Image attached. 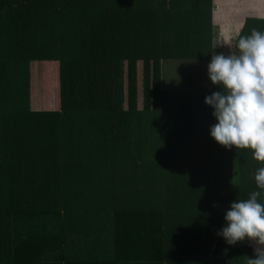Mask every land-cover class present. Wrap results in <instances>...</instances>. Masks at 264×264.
Listing matches in <instances>:
<instances>
[{
	"label": "trees",
	"instance_id": "1",
	"mask_svg": "<svg viewBox=\"0 0 264 264\" xmlns=\"http://www.w3.org/2000/svg\"><path fill=\"white\" fill-rule=\"evenodd\" d=\"M212 12V0H0V264H235L249 246L216 234L223 208L253 191L264 204V162L211 137L212 91L155 88L136 70L221 53ZM253 29L264 18L239 36ZM42 62L58 93L35 109Z\"/></svg>",
	"mask_w": 264,
	"mask_h": 264
},
{
	"label": "clouds",
	"instance_id": "2",
	"mask_svg": "<svg viewBox=\"0 0 264 264\" xmlns=\"http://www.w3.org/2000/svg\"><path fill=\"white\" fill-rule=\"evenodd\" d=\"M238 37L239 54H214L208 65L213 85L223 90L205 97V104L217 120L210 128L214 140L231 149H250L254 159L264 162V33L253 29L246 37ZM221 89V88H220ZM255 181L264 189V167L257 170ZM253 191L246 200L231 202L225 212L227 226L216 234L234 245L248 238L264 246V204ZM256 258L247 264H264V247L254 249Z\"/></svg>",
	"mask_w": 264,
	"mask_h": 264
},
{
	"label": "crops",
	"instance_id": "3",
	"mask_svg": "<svg viewBox=\"0 0 264 264\" xmlns=\"http://www.w3.org/2000/svg\"><path fill=\"white\" fill-rule=\"evenodd\" d=\"M213 3V12H212V21L216 30L215 36V48L221 45L223 49L221 50L226 56L230 53H234V41L237 39V33H241L244 23L249 17L264 18V0H212ZM218 44V45H217ZM219 48V47H218ZM217 50V49H216ZM174 59V58H170ZM186 60H197L205 63V67L208 69V65L212 58L206 59H192L184 58ZM167 59H161L157 62H152L148 66H145L143 62H139L136 65L137 75L140 76L144 72V68H148L149 72L151 71L153 75L150 78L156 82L154 83L155 88L160 87L161 89H185L186 88H167L163 86L162 81V72L163 67ZM177 60V59H176ZM181 60V59H179ZM186 62L185 60H183ZM182 61V62H183ZM193 61V62H195ZM180 62V61H177ZM192 62V61H190ZM191 64V63H188ZM142 85V82H141ZM216 92V91H212ZM237 177H234V180ZM224 213L230 209V205L225 206ZM249 246L247 249H244V252H241L239 256H234L233 262L235 264H247L248 257L256 258L254 249L256 247H264L262 245H257L255 241H251L248 238H245L244 241H238L232 247H241ZM166 264V263H165ZM171 264H175L171 262Z\"/></svg>",
	"mask_w": 264,
	"mask_h": 264
},
{
	"label": "rangeland",
	"instance_id": "4",
	"mask_svg": "<svg viewBox=\"0 0 264 264\" xmlns=\"http://www.w3.org/2000/svg\"><path fill=\"white\" fill-rule=\"evenodd\" d=\"M231 54V53H230ZM185 60L186 62H184ZM180 61V62H177ZM183 61V62H182ZM192 61V62H190ZM195 60L186 59H167L162 74L163 86L167 88H186L194 91H220L223 86L213 85L209 79L208 69L204 66L205 63ZM191 63V64H188ZM35 68L40 70L39 63H35ZM46 66L42 62L41 72ZM33 67V66H32ZM41 76L35 81L32 89V108H42V106H49L50 108L55 104V95L58 93L56 73L50 69L48 74L43 72ZM221 88V89H220ZM47 92V93H46ZM51 95V96H50ZM50 96V98H49Z\"/></svg>",
	"mask_w": 264,
	"mask_h": 264
},
{
	"label": "water",
	"instance_id": "5",
	"mask_svg": "<svg viewBox=\"0 0 264 264\" xmlns=\"http://www.w3.org/2000/svg\"><path fill=\"white\" fill-rule=\"evenodd\" d=\"M217 207H218L219 209H222V205H221V204H218Z\"/></svg>",
	"mask_w": 264,
	"mask_h": 264
}]
</instances>
